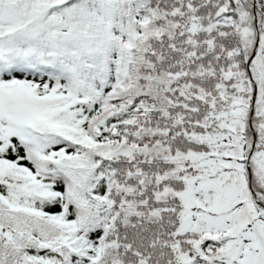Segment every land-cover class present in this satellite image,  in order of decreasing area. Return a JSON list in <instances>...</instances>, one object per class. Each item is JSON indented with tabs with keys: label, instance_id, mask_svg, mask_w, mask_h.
I'll list each match as a JSON object with an SVG mask.
<instances>
[{
	"label": "snow or ice",
	"instance_id": "1",
	"mask_svg": "<svg viewBox=\"0 0 264 264\" xmlns=\"http://www.w3.org/2000/svg\"><path fill=\"white\" fill-rule=\"evenodd\" d=\"M0 264H264V0H0Z\"/></svg>",
	"mask_w": 264,
	"mask_h": 264
}]
</instances>
